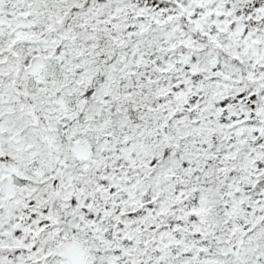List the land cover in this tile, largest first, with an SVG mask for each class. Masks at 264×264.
I'll list each match as a JSON object with an SVG mask.
<instances>
[{"label":"snow or ice","instance_id":"6c2138e0","mask_svg":"<svg viewBox=\"0 0 264 264\" xmlns=\"http://www.w3.org/2000/svg\"><path fill=\"white\" fill-rule=\"evenodd\" d=\"M0 264H264V0H0Z\"/></svg>","mask_w":264,"mask_h":264}]
</instances>
